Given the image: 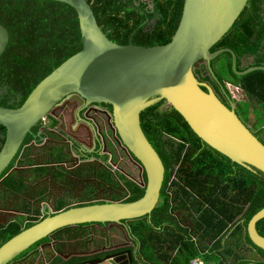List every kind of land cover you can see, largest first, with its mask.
Returning <instances> with one entry per match:
<instances>
[{
	"label": "water",
	"instance_id": "95a60500",
	"mask_svg": "<svg viewBox=\"0 0 264 264\" xmlns=\"http://www.w3.org/2000/svg\"><path fill=\"white\" fill-rule=\"evenodd\" d=\"M49 1L65 3L76 10L83 47L44 78L20 108L0 107V126L5 130L0 173L42 118L54 114L71 99L78 104L110 107L121 143L146 176L145 195L133 202L119 200L71 207L41 219L0 246V264L12 262L42 239L66 228L121 224L152 214L160 200L165 166L142 129L140 115L161 101L174 108L208 147L237 165L264 173V144L237 115L228 95L225 93L229 100L226 106L193 73L195 64L203 62L214 76L211 62L224 53L230 55L236 76L264 71V65L237 70L236 55L229 48L210 52L239 19L249 0H184L172 40L154 46L135 45L131 41L119 45L110 40L88 0ZM9 40L8 29L0 23V59ZM77 122L82 123L78 130L85 131L83 117L78 115ZM92 128L95 132L94 125ZM95 137L98 138L96 133ZM262 220L264 209L251 219L247 233L255 246L264 249V236L257 231ZM114 256H107L104 261L110 259L112 264H121ZM89 264L107 262L94 260Z\"/></svg>",
	"mask_w": 264,
	"mask_h": 264
},
{
	"label": "trees",
	"instance_id": "16d2710c",
	"mask_svg": "<svg viewBox=\"0 0 264 264\" xmlns=\"http://www.w3.org/2000/svg\"><path fill=\"white\" fill-rule=\"evenodd\" d=\"M88 2L102 31L110 40L119 45H126L131 41L135 45L154 46L172 40L178 29L184 0H153V10L138 0ZM263 14L264 0H249L239 19L211 47L210 52L231 49L236 55L237 70L241 71L251 66L264 65ZM0 23L10 34L9 44L0 59V88L6 87L10 94L21 98L17 107L13 108L18 109L44 78L82 50L79 19L74 8L61 2L0 0ZM221 56L228 60L227 68L235 80L233 83L241 85L246 95L247 101L236 104H242L241 109L244 107V110H256L264 116V71L257 70L244 76H236L231 69L230 55L224 53L216 59ZM250 59L253 62H249ZM244 61L248 62L245 67ZM207 76L212 78L209 72ZM221 86L227 94L222 81ZM228 102L227 99L223 103L228 106ZM165 103L161 101L143 111L140 115L141 126L164 163L165 180L171 181L176 166L177 181L173 185L180 186L183 192L188 187V205L190 200L195 202L191 207L198 204L196 229L202 232L203 237H207V245L198 247V242L192 241L191 237L188 236L186 241L181 234H174L166 238L169 247L160 260L169 263L174 258L171 257L176 248L183 246L181 248L185 256L182 259L179 257L173 264H193L192 260L198 258L204 264H225L227 259L231 262V258L235 259L234 264H264V249L255 246L247 233L251 219L264 209V173L237 165L208 147L191 131L174 108H163ZM241 120L248 124L243 118ZM255 124L257 130L251 128L252 132L264 144V127ZM2 141L0 140V148ZM144 178L146 182L145 175ZM125 188L129 194L125 202L139 201L145 195V188L129 180H126ZM161 194L165 195L164 189ZM182 197L177 196L178 199ZM154 211L149 216L150 225L146 230L149 235L143 238L144 246L152 259ZM160 212L163 215L160 221L167 220L169 210ZM257 231L264 236V220L257 224ZM15 234L17 231L12 233L13 236ZM227 234L235 238L239 249L245 247L250 254H241V250L230 244L226 245L224 240L227 237H223ZM13 236L4 237L3 243ZM45 240L46 238L42 239L18 257L38 248ZM213 240L215 242L212 244ZM239 253L241 256L237 255Z\"/></svg>",
	"mask_w": 264,
	"mask_h": 264
},
{
	"label": "flooded vegetation",
	"instance_id": "af4514ba",
	"mask_svg": "<svg viewBox=\"0 0 264 264\" xmlns=\"http://www.w3.org/2000/svg\"><path fill=\"white\" fill-rule=\"evenodd\" d=\"M152 1L138 0L148 5L150 10L154 9ZM213 71L214 76L210 74L212 78H208L206 64L198 62L193 73L199 82L211 87L219 99L226 102L221 80L214 69ZM20 100L21 98L10 94L6 87L0 88V105H4L2 108L13 109ZM66 102L59 106L54 114L48 116L46 122H40L33 129L10 164L0 173V246L5 243L4 237L13 236L14 231L18 234L48 216L71 207L113 201L114 197L122 194L127 180L122 165L120 171L112 172L108 166V152L111 151L107 143H102L95 137L93 124L87 119L96 116L91 107L111 111L109 106L87 105L85 102L78 104L71 99ZM78 115L85 120V131L78 130L82 124L81 121L77 122ZM100 118L104 120L103 113ZM247 126L251 128L248 124ZM0 131L3 144L5 130L1 126ZM57 148L63 149L61 154L57 153ZM114 158L119 159L117 154ZM176 171L175 166L170 182L164 178L162 189L165 195L160 194L154 211L153 259L143 243V238L149 235L146 230L150 225V215L137 220L122 221L121 224H84L66 228L46 237L38 248L31 251L40 247H51L53 250V253L44 257L39 264H89L94 260H102V263L107 264L109 260L112 264L110 259H104L114 255L121 264H128L130 261L133 264H166L160 259L165 256L164 252L169 247L166 242L168 236L181 234L186 241L189 236L192 241L196 239L201 244L203 240L202 232L196 229V210L199 206L188 205V187L187 191L183 192L180 186L173 185V182L177 181ZM111 174L115 177L118 188L108 180ZM177 196L183 197L178 199ZM165 209L169 210L168 219L160 221L163 216L160 210ZM115 230L117 234L112 232ZM62 232L64 236L70 237L56 249L57 243L53 238ZM80 233L88 236L76 238ZM143 233H146L145 236ZM228 236L229 234L223 238ZM211 242L213 244L215 241ZM232 245L236 249V244ZM197 246L200 247V244ZM181 247L178 246L172 253L171 258H174L170 259L169 263L173 264L179 257L182 259L185 256ZM24 256L17 257L8 264H25L22 260Z\"/></svg>",
	"mask_w": 264,
	"mask_h": 264
},
{
	"label": "built area",
	"instance_id": "2783aa9c",
	"mask_svg": "<svg viewBox=\"0 0 264 264\" xmlns=\"http://www.w3.org/2000/svg\"><path fill=\"white\" fill-rule=\"evenodd\" d=\"M224 86L230 100L234 104L245 102L243 100L244 99L246 100V95L241 85H235V83L224 82ZM91 108L93 109L96 116L89 117L87 119L95 126L96 128L95 133L97 137L100 139L102 143H107L109 149H110V144L111 147L114 149V151L110 149L111 152H108V156H109L108 166L112 170V172L115 173L116 171H120V166L122 163H124L123 158L126 159L128 163L134 164L135 161L133 157H131L130 154H128L127 150L125 149V147L123 146L117 135V131L112 122L111 111L107 109H102L100 107H91ZM101 113L104 114V120L100 118ZM48 116L42 118L41 122L42 121L46 122ZM118 152L122 153L123 156L122 157L119 156ZM116 153L117 156L119 157L118 160L114 158ZM135 165L137 164L135 163ZM128 168L129 166L127 165L123 168V174L127 177L129 181L134 182L136 185H138L141 188H144L143 187V184L145 183L144 172L140 169V167L139 169L136 168L134 171L131 170L130 168L129 171H127ZM127 198H129V194L126 192V189L124 188V196L121 199V201H125ZM193 241H196V239H193ZM39 249L43 251L42 247H40ZM192 263L204 264L203 260H201L200 258L193 259Z\"/></svg>",
	"mask_w": 264,
	"mask_h": 264
},
{
	"label": "rangeland",
	"instance_id": "374dc122",
	"mask_svg": "<svg viewBox=\"0 0 264 264\" xmlns=\"http://www.w3.org/2000/svg\"><path fill=\"white\" fill-rule=\"evenodd\" d=\"M227 58L225 57V56H221V57H219L218 59H216L213 63H212V69H214L215 70V72H216V74L218 75V79L219 80H221L223 83L225 82V81H227V82H229V83H233V82H235V80H234V78L231 76V74L229 73V71H228V68H227ZM249 62H253V59H250L249 60ZM248 65V62H246V61H244V63H243V67H245V66H247ZM243 101H247V99L245 100H243ZM236 107H235V110H236V112H239V113H237V114H240V117L241 118H243V120L245 121V122H248V125L251 127V128H253V129H255V130H257V128H256V124L255 123H257V125L258 126H262V127H264V116H262L263 114L262 113H260V114H258V112L256 111V110H251V109H245L244 110V107L241 109V107L243 106L242 104H234ZM167 106H170L167 102L163 105V108H167ZM254 107H253V105H252V109H253ZM245 111H250L249 113H246ZM247 124V123H246ZM250 128V129H251ZM252 130V129H251ZM254 132V131H253ZM110 149L111 150H113L114 151V149L111 147V144H110ZM63 149L62 148H57L56 149V151H57V153H59V154H61V151H62ZM108 180L110 181V183H111V185H113L115 188H118V183H117V181H116V179H115V177H113V174H111V175H109V177H108ZM123 196H124V192H123V189H122V194L120 195V196H117V197H114L113 198V201H119V198H123ZM189 204H190V206L191 205H193V204H195V202H192L191 200H190V202H189ZM144 228H146V227H144ZM114 234H117V230H115V231H112ZM145 234L146 233H143V235L145 236ZM142 235V236H143ZM88 235H83V233H80V234H77L76 235V238H79V237H87ZM70 237V236H69ZM69 237H66V236H64L63 235V232L62 233H60V235H55V237L53 238V240H54V242L55 243H57L56 245V249L59 247V246H62V243H63V241L64 240H66V239H68ZM202 239L203 240H201V242H202V244L200 245V246H206L207 245V243H206V240H207V237H202ZM224 243L226 244V245H232L233 243L235 244H239V243H237V241L235 240V238L234 237H232V236H229L226 240H224ZM199 244V243H198ZM234 248H235V246L234 245H232ZM237 246V245H236ZM240 246H241V244H240ZM51 247H44L43 248V253H41L40 255L42 256H49V255H51V253H53V250L52 249H50ZM236 248H239V246H237ZM239 250H241V249H239ZM151 251H152V248H151ZM153 251L155 252V250L153 249ZM152 251V252H153ZM242 251V250H241ZM247 253L246 254H250V252L249 251H247V250H245ZM153 252V253H154ZM35 258H37V256L35 257ZM36 261V259H34L32 262H31V264H33L34 262Z\"/></svg>",
	"mask_w": 264,
	"mask_h": 264
},
{
	"label": "crops",
	"instance_id": "0c3cea01",
	"mask_svg": "<svg viewBox=\"0 0 264 264\" xmlns=\"http://www.w3.org/2000/svg\"><path fill=\"white\" fill-rule=\"evenodd\" d=\"M117 154V153H116ZM118 155L119 156H123L122 155V153H120V152H118ZM123 161H124V163H122L121 165H122V168H124L126 165L127 166H129V168L131 169V170H135L136 168H138L139 169V167L137 166V165H135V163L134 164H131V163H128V161H126V159H124L123 158ZM129 168L127 169V171H129ZM126 177V176H125ZM126 179H127V177H126ZM128 180V179H127ZM124 188H125V185H124V187H123V192H124ZM126 189V188H125ZM120 199H122V198H120ZM230 236V235H229ZM228 236V237H229ZM242 250L243 251H239L241 254H242V252H244V253H247L245 250H247V251H249L247 248H245V247H242ZM41 253H43V251H41L40 249H37V250H34V251H31V252H29L28 254H26L24 257H23V261H24V263L25 264H31V262L34 260V259H36V261L33 263V264H39V262L42 260V259H44V257H46V256H41L40 254ZM240 253L239 254H237V255H239V256H241L240 255ZM37 256V258H35ZM239 256H237V257H239ZM230 263H232V264H234L235 263V259L234 258H231V262H228V259L226 260V262H225V264H230Z\"/></svg>",
	"mask_w": 264,
	"mask_h": 264
}]
</instances>
